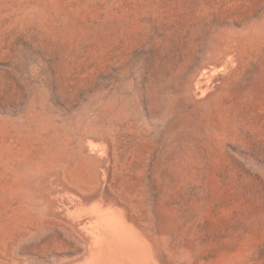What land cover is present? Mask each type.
<instances>
[{
  "label": "rangeland",
  "instance_id": "374dc122",
  "mask_svg": "<svg viewBox=\"0 0 264 264\" xmlns=\"http://www.w3.org/2000/svg\"><path fill=\"white\" fill-rule=\"evenodd\" d=\"M104 140L126 196L199 217V261L264 264V0H0V208L30 196L25 162Z\"/></svg>",
  "mask_w": 264,
  "mask_h": 264
},
{
  "label": "bare ground",
  "instance_id": "6f19581e",
  "mask_svg": "<svg viewBox=\"0 0 264 264\" xmlns=\"http://www.w3.org/2000/svg\"><path fill=\"white\" fill-rule=\"evenodd\" d=\"M225 59L214 63L217 72ZM212 76H193L190 92L210 90ZM101 150L87 148L93 163L76 169L42 175L43 164L30 160L14 172L11 187L28 186L31 194L16 209L0 208V264H218L199 261L191 249L200 219L190 206L165 203L162 193L153 206L126 196L112 142L104 140L105 160Z\"/></svg>",
  "mask_w": 264,
  "mask_h": 264
}]
</instances>
